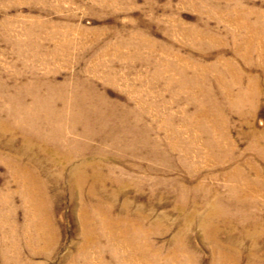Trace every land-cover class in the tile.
Masks as SVG:
<instances>
[{
    "label": "rangeland",
    "instance_id": "1",
    "mask_svg": "<svg viewBox=\"0 0 264 264\" xmlns=\"http://www.w3.org/2000/svg\"><path fill=\"white\" fill-rule=\"evenodd\" d=\"M249 25L264 32V0H0V264H149L130 249V237L135 246L150 247L152 264H221L228 234L238 264H252L251 252L264 257V234L252 243L243 231L256 219L264 222V156L250 149L256 144L264 152V138L258 141L264 136V59L253 51L246 69ZM226 60L245 70L244 89L252 74L261 78L260 92L255 100L247 95L243 111L230 109L222 82L198 67L216 63L225 69ZM198 77L207 82L205 98L223 110L218 122L224 144L214 149L207 139L217 130L198 129ZM86 79L111 113L81 101L90 135L69 106L59 115L60 103L42 104L46 96L59 100L65 93L70 100L72 85ZM32 102L43 107L36 119L32 110L25 114ZM50 107L57 133L82 154L64 167L38 146L22 150L33 120L39 133L49 134L51 121L44 115ZM108 123L114 130L129 128L127 140L114 132V144ZM83 159L99 162L105 184L93 185L88 170L92 179L79 196L68 175L78 172ZM246 175L260 186L254 187L256 202L245 199ZM92 186L94 195H85ZM40 189L45 209L34 216L37 199L29 194ZM231 189L236 197H223L229 209L222 215L240 220L231 227L203 217L215 193ZM85 208L87 224L81 220ZM41 217L47 224L39 238ZM106 217L124 229H117L116 241L103 231ZM134 218L144 229L130 235L125 230Z\"/></svg>",
    "mask_w": 264,
    "mask_h": 264
},
{
    "label": "bare ground",
    "instance_id": "2",
    "mask_svg": "<svg viewBox=\"0 0 264 264\" xmlns=\"http://www.w3.org/2000/svg\"><path fill=\"white\" fill-rule=\"evenodd\" d=\"M248 27L249 28H247V30H246V34H247V42H246L247 58L245 59L246 69L248 68L247 64H249L250 67L252 66L251 62L253 61V56H254L253 51H257L259 56L264 59V32H263L262 28L258 25H255V26L249 25ZM251 58H252V60H250ZM224 62L226 64L225 69L219 68L216 63L200 64L198 67H202L207 75L210 74L211 76H214L218 81L222 82V84H221L222 94L225 97L230 99V109H232L233 107H236L239 110L243 111L245 105H248L247 95H249L252 100H255V96H257V93L260 92L259 83H260L261 78L256 74H252L248 78L247 85L244 89L243 86L241 85V83L243 81L242 77H243V72L245 70L244 69L241 70L239 65L238 66H237V64L235 65L230 60H226ZM226 72H230L232 74V77L227 78ZM201 74H203L202 70H201ZM89 82H90V80L86 79L85 81H79V83L75 82V84L72 85V88H71L72 89V95L70 98L71 101L68 99H65L66 93L59 96L60 97L59 100L52 98L50 96L44 97L43 99L45 101L42 99L43 106H46V105L47 106H55L56 103H60L61 109L59 111V115L65 114V109L67 106L70 107V116H75L78 112V115L84 119V123H87V124H84V126H83L84 127V133L86 135H90V126L88 125V124H90V122H89V118L87 117L88 109L84 105L81 104V101L88 104V105L93 106L94 108H97L99 111H107L109 113V115H111L110 111L108 110V109H110L109 105L104 104L105 97H102V95H100L99 92H98L99 95L95 96V94H93V91L91 90V88L87 84ZM90 84H91V82H90ZM232 86H237L238 91L234 93L231 90ZM197 87H198V90L200 91V95L197 98L198 104H197V110H196L197 117H199L198 129L201 130L202 132H206L207 130H212V131L217 130L216 132H214V135L207 140L210 143L209 146L211 147V149H214L216 147H221L224 144L223 139L225 138L223 123L219 125V122H218V120L222 121V117H223L222 116V114H223L222 107L217 102H215L213 100L210 101V100H207L205 98V95H207L209 92L206 80H204L201 77H198ZM234 94H236V99L233 98ZM244 97H245V103L246 104L243 101ZM33 99H34V96H33ZM51 99H53V100H51ZM256 102H252L250 104V108H253V109H251L252 111H255ZM62 106H65V107H62ZM30 110H32L34 117L36 119V116L39 113H41V111L43 110V107L38 108L32 102V106H30L29 108H25V114L27 115ZM55 113H56V111H54V108L50 107L44 115L45 117H48L49 120L51 121V123L49 125V130H48L49 134L39 133L40 127H39V125H36L35 121L33 120V123H34L33 128L28 127L27 136L24 140V146H23L22 150H23V153H26L27 149H31L34 146H36V147L38 146L40 151L49 152V153H51V156L52 155L55 156V158L53 159V162H54L53 164H56V165L59 164V165H61V167H64V166L68 165L73 160V158L77 156V154L78 155H82V154H80V152H77L78 150L77 151L75 150V146H77V145H75L76 143H74L73 140H71L70 138H68L65 135L62 136L61 134L57 133L56 128L53 126V118H54ZM97 116H102V115L99 113ZM109 125H110V123L105 124L104 128L108 132L109 139L113 138L114 144H116V138H115V135L113 134L114 132L119 133L118 140L119 139H126L127 140L128 135L126 133L130 130L129 128L125 130V129H122V127L120 126L118 129L114 130V129L109 128ZM75 126H76V124H73L72 128H74ZM31 132H33V133H31ZM31 135H32V139H31ZM123 135H124V137H123ZM38 138H39V141H40V138H43L44 140L52 139L53 142H51V144L50 143H44V144L39 145V143H38L39 141L37 140ZM263 138H264V136L258 137V141H260V139H263ZM217 140H220L221 142L219 145L216 146ZM250 149L253 150L257 156H259L260 158H263L264 152L260 148H258V146L256 144H253L252 147H250ZM95 152H97V151L95 150ZM98 163L99 162H95L93 160L83 159L81 161L78 169L76 168L78 171L77 172L78 174L73 173L74 174L73 175L72 173H70V175H68L69 181L72 182L71 184H74L75 186H77L78 191H79V196H81L80 191H83L82 188H84V184L89 179H92L91 176H89L88 170H93V173H92L93 174L92 175L93 185L98 183L101 186H104L105 179L100 178V169L98 168V165H99ZM249 165L251 166L250 169L256 173L257 178L258 179L262 178L260 176L261 175L260 169L257 168V166L254 167V163L252 161L249 162ZM250 169H249V171H250ZM62 173H63V169L61 170V174ZM243 180L245 181L246 187H248V189L246 188V191H245V194H246L245 199H251L252 202H256V197L259 196V194L255 190L260 188L259 184L256 181H253L250 178V176H247V175L243 177ZM254 187L256 189H254ZM31 193L32 194H29V196L31 198L37 199V201L35 202L34 207H33V209H34L33 215L37 216L38 214H40L42 212V209H45L44 208L45 203L39 202V197H38V196H40L44 202V194H42V193H45V190H41V189L38 191L32 190ZM85 195H88V196L94 195L93 186L87 190V193ZM104 195L105 194H103V197H105ZM252 196H254V197H252ZM223 197L229 198L232 201V197H236V195L232 189L228 193H225V194L222 192H219V191L216 192L214 195V198H212L211 203L207 205V208L209 210L207 217L205 215H203V217L209 218V219H216L217 221L219 220L218 222H220L222 225H224V223L222 221L226 220L227 225H230L231 227H233L234 221L240 220V218L234 216V214L231 215L232 218L222 215L224 212H226L229 209V207L222 201ZM98 201L101 202L100 198L98 199ZM262 201L264 202V193L262 194ZM239 205L240 204L238 203V206ZM193 208L198 210L196 208V204H194ZM238 208L239 207H237L235 209H238ZM178 209H179V207H178ZM99 211L101 213H104L105 215H107V214L109 215L108 211L104 207H100ZM86 214H87V212H86V208H85L81 214L82 215V219H81L82 223L84 222L85 224L88 223ZM132 221L133 222L135 221L133 226L132 227L127 226L125 232L128 231V233L130 235H132L133 230L137 231V230H143L144 229V226H142L141 220H139L138 218H134V219H132ZM40 224H41V226L37 229V230H39V232H38L39 238L42 235H44L45 227H43V226H44V224H47V222L45 223V219L44 218L42 219V217H41ZM103 224L107 228V229H103L104 233L108 234L109 238H111L115 241L117 240V236H118L117 234L119 233L117 231V229L118 230L119 229L124 230V229L120 228L118 222L112 218L106 217L103 221ZM217 224H219V223H217ZM251 225H253V226L249 227V228H245L243 231H244V234L249 237V239L252 241V243H254V242H257L256 239L258 238V236L264 234V222L256 219ZM86 228L88 230H90V229L94 230L95 229L93 227H91V228L86 227ZM210 228H211V226H209V225L206 226V230H211ZM238 240L241 241V239H238ZM216 241L217 240H215V242ZM234 241H235V239L230 234H228L226 238L222 239L223 245L221 246V250H222V255H221V259H220L221 264H238L237 261L235 260L234 254H233V251H237V250L231 246V244H233ZM127 243L129 245L130 249L136 250L137 255L142 260L148 262L149 264H152V262L149 260V254L151 251L149 246L145 247V248H141L140 245L135 246L133 244V242L131 241V237L127 240ZM156 254H158V253H156ZM170 257L176 259V256L174 254L170 255ZM250 258L252 260V264H264V257H260V256L257 257V254H255L253 252L250 253ZM248 264H251V261Z\"/></svg>",
    "mask_w": 264,
    "mask_h": 264
}]
</instances>
